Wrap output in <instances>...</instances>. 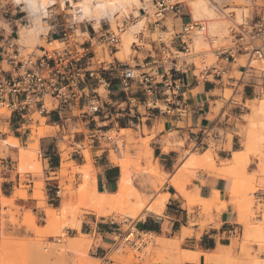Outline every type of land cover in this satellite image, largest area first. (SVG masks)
I'll return each instance as SVG.
<instances>
[{
	"label": "rangeland",
	"instance_id": "1",
	"mask_svg": "<svg viewBox=\"0 0 264 264\" xmlns=\"http://www.w3.org/2000/svg\"><path fill=\"white\" fill-rule=\"evenodd\" d=\"M12 1L13 0H2L4 4H7L8 8L13 10L14 6H18V5L15 4L14 2L12 3ZM146 1L142 0L140 6H135V5L130 6L129 4L128 5L129 8L127 7L128 9H123V8H120V10L117 9V12L115 13L116 16H114L116 17L115 20L114 18L110 19V17H106V15L104 16L102 22L104 28L110 27V30H116L117 25L122 23L123 21H125L127 24L125 33L121 34V43L118 45V51L121 50L122 43L125 39L124 36L127 34L126 32L130 29L132 24L133 23L135 24L139 22V20L144 18V25L140 27L137 30V32H135L131 36V46H130L131 51L129 53L120 56L121 57L120 58L116 56V53L113 54V52L115 51H111V49H109L106 45H101L97 48V55L100 60L113 61L114 57H116L123 62H129L132 65H136L137 62L134 60V58L139 57L140 63H142V60L146 57V55L138 51L136 47H134L132 42L137 38H143L141 40H138V43L142 45L141 47L151 48L149 41H156L158 34L160 33L161 30L160 26H156V24L153 23L151 19L147 18L144 15V12H140L141 7H150L152 5L153 0L151 2L148 1L146 2ZM184 1L186 4L184 7V11L187 14L192 13L195 19L199 18L206 20L209 27L208 34L207 35L202 34L204 40L206 41V44L201 45L199 46L198 49H196L195 41L198 35L194 36L192 40L189 41L190 51L188 52V55H194L190 58V61L194 62L198 66V70L201 68V64L203 63V61H206V63L208 64H212L217 61V57L213 52L216 48L235 45L236 43L239 42V41H235L236 39L235 36L241 32L235 31L237 30V27L234 25V21L237 23H242L244 21H252L264 9V0H206L209 10H211L212 13V15L211 14L208 15L205 12L203 13L201 12L202 14H198L194 10L192 4L194 0L193 1L184 0ZM67 3L68 4L65 9L60 8L61 7L60 5H55L51 11V14H56L59 17H62L65 20L67 26L71 24H75L76 26L75 28L77 30H74V32L72 33L71 41L72 42L78 41L81 43L85 39L89 38L88 35L84 37L81 34V26H84V24L91 26L92 23L90 24V22H88L87 20L81 21L78 20L79 18L76 19L75 16L73 15L72 6L70 5V2ZM20 6L22 10L25 12L20 13L18 15L19 16L25 15V17L24 20L21 22L24 24L23 26H21L20 22H18L19 28L21 29L22 27L35 25L36 21L33 20L34 17L30 15L28 12H26L25 8H23L24 5H20ZM235 9L238 10L239 13H241V10L242 12H244L245 17L243 20H241L240 16L237 15L238 12ZM18 11H20V9ZM45 18L46 17H43L41 21V24L44 22L42 24L43 26L40 28V31H42L41 38H36L37 40L36 39L35 41L33 40L34 42L31 41L29 45H25L23 41L18 40L22 49L25 52H31L33 50H36L37 47H39L40 45L48 46L47 33L50 29V25ZM28 19H30L31 22H29ZM4 23L5 20L1 18V14H0V24L3 25ZM177 24L178 22L177 20H174L172 14L168 15V17L163 22V24H161V25H165L169 30L166 32L165 31L166 27H164L163 28L164 32H162V35L166 39L168 45H171V38L175 35V33L179 31V24L178 25ZM213 25H215L217 29L215 26L213 28ZM5 26L8 28V25ZM231 27L234 28L233 30L234 32L231 30ZM212 29L214 30V32ZM97 30L100 33L102 29L100 28ZM140 30H141V34L139 33ZM42 34H44V37H42ZM16 37H18L17 34ZM178 48L179 46L177 45L176 49ZM203 52L205 53L200 54ZM235 57L238 67H236L235 65V68H233L232 64L229 65V67L227 68V73L224 74L225 81L218 82L219 85L222 87L220 90L216 91V94H218V99L212 102V111L215 116H218L224 110H225V114L231 113L232 111H234L235 114L237 113L239 114V116L236 117L237 124L235 129L223 130V129L213 128L211 130V135L218 132L220 134V138L219 139L217 138L215 140L211 139L209 145L206 144L200 145L195 141L187 143L186 138L182 139L177 135L176 132H174L176 139L179 140L180 142H183L184 145L180 146L179 149L177 150V152L179 153V157L175 161V165L174 167H172L173 169L165 170L166 171L165 179L164 177L163 178L159 177V179L162 180V181L159 180L161 181V183L158 182L157 178H153V181L155 182H151L149 175L147 177L146 174L147 177L146 178L145 174L143 173L144 171L143 169H146V167H149L150 165L155 163V161L151 158L153 151L150 148V142L157 136V134L163 128L158 121L155 122L151 130L149 129L148 125L144 123L143 125L137 124L132 128H130V130L118 131L116 129H113L107 133L108 136L112 137L111 139L112 145L110 142H103V146L108 147L111 153H115L119 159L126 161L130 165L132 176L138 187L137 190L140 193L141 199L145 203H151L152 201L155 200L154 198H156V195L166 191L168 189L167 185H172L171 184L172 182L170 180L172 179L173 175H178L179 178L177 179V177L174 176L176 177L175 179L178 182H182L184 185H187V192L189 191L188 194L191 197V199L195 198L196 191L199 192L197 183H200L202 181L201 179L205 174L214 173L222 178L231 179L232 185H231V189H229V193L231 194V202L233 201V197L236 196L238 193H240L241 190H244V192H243V196L239 201V204L233 202L237 214V223L240 226V228L238 229L237 234L235 236H232V241L230 243L231 245H229L231 246L229 247L230 248L229 256L231 257L232 260L230 261V263L227 262V264H233L232 263L234 262L233 260H235L236 264H244V263L252 264L255 263L256 260L257 261L259 260V262L260 260L264 261V246L259 244L258 238H256L254 235H251L252 237L251 236L246 237L245 225L243 224L244 223L243 220L245 218L246 219L249 218L248 220L252 222L254 225H256L259 224L261 222V219L264 218V199L257 198L254 194L257 191H264V139L258 140L254 144L255 147L251 148L252 151L249 150L248 152V150H245L249 154V164L247 166V169L239 177H234L235 175L232 173V167H231L232 159L235 156L232 147H233V138L235 136H236L235 147L237 149L244 148V146L246 145L247 138L245 137V131L246 134H248L247 131H249L250 129L249 128L250 126L248 127L249 125L248 120L250 119V117L248 116L251 112V108H253L255 105L258 104L259 97L264 95V93H262L264 91V87H263L264 81L261 78V70L263 69V64L261 63V61L255 60L253 62L255 69L248 70L244 80L239 85V90L242 92L243 90L245 91H244V95L243 96L240 95L238 96V98L240 101L242 98H244L246 100V105H247V108L241 110L239 108H236L233 104H229L227 99L233 92V87L231 86L232 80L235 79L236 80L235 84H237L240 77L242 76L240 66L247 64L249 55L246 54L239 55L238 53H236ZM249 80H251V82H249ZM256 83L260 84V86L256 87L255 89L256 92L254 93L252 92V88L248 87V85L249 84L256 85ZM99 92L101 94H104L105 93L104 87H101ZM143 112H144V108H143ZM36 119H39L40 122L36 121L31 125V133L29 135L25 134L24 138H19L20 146L18 147V149H16L17 151H15L14 149L10 150L8 146L4 144V141L1 143V148H0L1 151H5L6 155H11L13 157L14 162H16L15 174L20 175L21 177V182L19 187L15 186L12 195L9 197L5 195V188H4L5 179L4 178L1 179L3 182L1 192L7 198V202L1 205V213H0V221H1L0 225H2V234H3L2 238L3 241L7 240L3 244L4 247L5 246L7 247L8 243L10 247V245L15 244V242H16L15 247H17L18 245H19L18 247H20V245L23 246V242L26 243L27 240L28 243L29 242L31 243V241H33L35 238V231L27 230V224L25 223L27 220L31 221V219L33 218H36L37 225L40 226L43 230H45L44 235L40 237L42 238L41 241V243H43L42 245L45 246V248L43 246L44 250H46V248L49 247V244L50 246L52 244L53 246L57 244L58 245L62 244L65 238L79 235L73 229L65 227L68 223L71 222L74 214L79 215L80 218H83L82 228L84 232L88 234H94L96 235V237H98L99 240H101L102 236L100 234H98L95 231L94 232L91 231L92 230L91 224L85 223V221L87 220L91 221L90 216L94 215L98 218L106 219L108 221L106 223H109L110 226L114 228L113 230L114 233H112L109 236V238H107L110 244L106 245L107 247L106 251H100L99 249L103 243L102 240L101 244L99 241L100 245H94L89 249L90 256H94L101 259V261L105 264L106 263L107 264H152V263H148L147 260L141 257L138 262L133 263L129 258L130 255H127L128 254L127 252H124L125 254L121 256L122 257L121 259L119 258L118 260L113 261V259H116L114 258L115 257L114 253L118 252L116 251L117 250L116 248L119 249V246L123 244L122 247L120 246L122 250L119 249L123 251V248L126 249L128 247L125 244L124 238L125 236H127V234H129L132 227L135 228L134 231L136 237L140 239L144 237V233L147 231H143L141 229L140 224H138L139 221L141 220H136L133 223L129 221H123V222L117 221L114 220L113 215L100 217L95 213L94 210H91L89 208L85 200L86 197L84 195L82 197L81 186L87 183L90 186H92V183L89 181V177L93 172H95L94 159H93L94 165L92 166H89L86 160L83 164H81L79 161H75V164L71 165L68 168L67 173H62L60 171V168L58 169L52 168V166L55 165V160H53V158L56 156L55 153L58 151V148H56V150H53V148L51 147V145H54L52 141L53 139H55V136H57L60 140L59 149L61 153V158H62V154L66 153L67 154L66 162H68V164H72L73 161L72 153L74 151V148L71 147L70 144L71 142H74L73 139L77 135L85 134L86 136L85 144L83 145L81 150L84 158L87 152L91 153L92 142L85 132L86 126L84 124H80L78 127H76L75 126L76 124L71 121H68L65 126H63L62 123L51 124L49 123V121H47L46 118L39 117L38 115L36 116ZM48 124L50 126V132H48L47 135L40 137L39 139L40 149L37 145V149L35 151V153L37 154L36 155L37 161H39V163L42 165L43 171L41 173H36V168L30 164V160L26 158L24 155L25 152L33 146L32 144L34 142V141L32 142L33 133H37L39 131V128L45 125L48 126ZM243 129L244 130L246 129L244 133H242ZM6 131H7V133L5 134L6 140L8 139L10 140L11 137L16 136L13 132L12 127L6 129ZM123 132L124 134L122 135L121 133ZM168 134L169 132L165 136V139L168 137ZM119 135H121L122 137L120 138ZM242 137L244 138L243 146H242V142H243ZM176 145H178V143H176ZM209 148L213 149L217 153L218 155L217 164L219 166V169L224 171V174H220L218 172L208 171L204 169L182 167V164L185 161L186 158L185 156H187V153L191 151L197 153H203ZM223 151H230V154H227V152L223 153ZM102 153L103 151H100V154ZM46 154H51V159H49V161L45 159ZM42 182H43V188L41 189L37 187V185L38 183H42ZM57 185L60 186L59 196L55 194V190L57 189L55 186ZM41 191L44 192L43 197L37 198L39 200L34 199L33 197H35V195H37ZM22 192L27 193V197H28L27 199L25 198L22 199L21 197L20 198L17 197L14 199V201H10L16 193H22ZM66 193L69 196L68 199H65L64 197ZM29 201H35L36 202L35 206L27 207L26 204L24 205V202L27 203ZM44 202L48 206L46 205V207H44L43 206ZM63 204L69 206L68 216L66 217L67 218L66 221L60 223V225L55 227L50 226L48 222L45 220L47 214L46 211H48L45 209H48L49 207L57 209L60 208ZM185 205L188 208L189 213L191 215L189 226L186 228L187 230L186 237L192 236L193 234H197L199 236L204 231L205 228L216 222L214 210L217 209L216 206L218 205L212 207L208 202L196 203L191 206H188L187 204ZM208 205L210 207H208ZM239 205L240 206L246 205L245 208L247 211L245 213V216L241 215V213L238 212V208L240 207ZM206 206L210 208L209 209L210 211L206 209L207 208ZM196 215L198 216L196 217ZM240 215L244 217L243 220H241L242 218H240L241 217ZM112 220L115 221L114 224L111 223ZM196 225L200 227L198 230L195 229ZM94 228L95 225H93V229ZM243 235L245 237H243ZM161 236L166 237L165 235H161ZM173 238L174 240H178L177 236H174L171 239ZM17 241H19V243H17ZM21 241L22 243H20ZM183 243L184 242L182 241L179 252L176 251L177 253L173 252V254H171V257L174 259L175 262L174 264H188L189 262L186 263L187 261H184L182 256L187 252H191V253L195 252V251L183 249L182 248ZM12 245L10 248L13 250L14 247ZM26 245H24L23 247L24 249L21 248L14 249V251L16 250L19 252L12 255L10 263L8 262L9 264H28L30 254L27 253L28 251L26 252L27 250L25 249L27 248L25 247ZM9 247L7 249L6 248L4 249L7 253L9 252L7 251ZM132 247L137 248L136 250L139 252V254L144 253L143 247H138L137 245H135V243L132 244ZM112 252H114L113 253L114 255L112 254ZM243 253L244 256L242 257ZM27 254H29V257L27 258L26 261ZM77 262L78 261L74 260L69 264H77ZM30 263L32 264L31 261ZM204 264H205V260H204Z\"/></svg>",
	"mask_w": 264,
	"mask_h": 264
},
{
	"label": "built area",
	"instance_id": "2",
	"mask_svg": "<svg viewBox=\"0 0 264 264\" xmlns=\"http://www.w3.org/2000/svg\"><path fill=\"white\" fill-rule=\"evenodd\" d=\"M185 5L184 0H153L150 7L140 8V12H144L156 26H160L156 40L160 44V56L146 57L142 63L136 65L116 57L113 61L100 60L97 55V48L101 45H106L111 51L118 50L121 34L126 31L125 21L118 24L116 30H110L109 27L104 31L102 27L99 33L94 28L90 45H86L85 40L81 43L72 42L71 37L74 30H77L76 26L65 25L55 30L51 38L47 37L48 46L40 45L31 52L22 49L17 37L0 35V148L1 143L6 140V129L12 127L13 132L18 133L22 130L30 131L33 123L40 122L36 119L37 115L49 121L50 116L57 114L63 126L68 121L74 122L76 127L96 122L97 115L103 109L101 95L88 92L85 86L90 81L102 83L104 88L109 86L110 82L104 75V72L109 70L120 71L122 90L129 95L130 103L135 102V89L144 93L142 105L146 111L144 116L147 118L138 121V125L146 124L148 117H154L155 114L170 115L183 121L191 115L188 97L182 91L186 75H193L199 82L225 81L227 68L230 64H236L235 54H246L249 55L248 62L240 66L242 76L237 84L235 79L232 80L233 92L227 101L241 110L247 108L246 100L242 98L240 101L238 98L243 96L245 91H240L239 85L248 70L255 69V60L263 64L261 78L264 81V9L252 21H234L237 27L235 31L241 32L235 36V41L239 42L216 48L213 52L217 61L212 64L203 61L198 70V66L190 61L194 55H188L189 41L196 35H207L209 27L206 20L195 19L192 13L187 14L184 11ZM0 9H3L7 16L24 12L20 6L13 10L8 8L2 0ZM170 14L179 22V31L171 38V45H168L162 35L166 26L161 24ZM45 19L48 20L49 17ZM28 21L31 22L30 19ZM166 29L169 31L167 27ZM231 30L234 28L231 27ZM81 34L84 36V32ZM141 39L143 38L134 40V47L142 46L138 43ZM259 86L257 83L248 85L254 93ZM129 112L131 114L132 110ZM102 128L98 126L97 132L90 138L104 141L112 139L107 135L108 131L103 132ZM211 130H205L197 143L209 145L211 139L215 140L220 136L218 132L211 135ZM13 161L11 155H6L5 151L0 149L1 190V179L9 172ZM55 194L59 196L60 187H57ZM254 194L257 198L264 199V191Z\"/></svg>",
	"mask_w": 264,
	"mask_h": 264
},
{
	"label": "bare ground",
	"instance_id": "3",
	"mask_svg": "<svg viewBox=\"0 0 264 264\" xmlns=\"http://www.w3.org/2000/svg\"><path fill=\"white\" fill-rule=\"evenodd\" d=\"M147 1L151 2L152 0H147ZM13 2L17 4L18 6L24 5L23 8H25L26 12L32 15L34 17L33 20L36 21L35 25L28 26V27H22L20 29L21 37L18 40L23 41L25 45H29L30 42L31 41L34 42L36 38H41L42 31H40V28L43 26L42 24L44 23L43 22L41 24V21L43 17L50 16L51 11L55 5H60L61 6L60 8L65 9L68 4L67 2H70V5L72 6L73 15L75 16L76 19L79 18L78 20H81V21L87 20L88 22L92 23V25L96 29H100L102 27V22H103L105 15L106 17H110V19L114 18L115 20L116 17L114 16H116L115 13L117 12V9L118 10H120V8L128 9L129 4L130 6L131 5L140 6L142 3V0H13L12 3ZM192 4H193L194 10L198 14H202L203 12H205L208 15L210 14L212 15L211 10H209L206 0H194ZM15 7L16 6H14V8ZM125 11H128V10H125ZM236 11L238 12L237 15L240 16V19L243 20L245 17L244 12H242V10H241V13H239L238 10ZM143 25H144V18L139 20V22L132 24L130 29L126 32L127 33L126 35L128 36L126 35L124 36L125 39L122 43L121 50L116 53V56L120 57L131 51V47H130L131 46V36L135 32H137V30ZM214 26L215 25H213V28ZM195 42H196L195 44L196 49H198L199 46L206 44V41L204 40L202 34L198 35ZM262 93H264V91ZM258 101H259L258 104L255 105L253 108H251V112L248 116L250 117V119L248 120L249 121L248 127L250 126L249 127L250 129L248 128L249 131H247L248 134H246V131H245L246 129L245 130L243 129V132H242L244 133L245 131V137L247 138L246 145L244 146L243 149L234 151L235 156L232 159V166H231L232 173L235 175L234 177L241 176V174L247 169V166L249 164V154H248L249 150L252 151L251 148L255 147L254 144L258 140L264 139V95L260 96ZM125 130H130V129H125ZM121 134L123 135L124 132ZM45 135H47L46 125L39 128V131L37 133H33L32 140L35 143L30 149H28L25 152V155H24L26 158L30 160V164L36 168V173H41L43 171L42 165L39 163V161H37V158H36L37 154L35 153V151L37 149V145L39 143L40 137L45 136ZM119 137L121 138L122 136L119 135ZM175 142L177 141L175 140ZM4 144L12 145L15 147L20 146L19 139L16 137H11L10 140L9 139L4 140ZM168 149H169V144H167L164 147V150H168ZM245 150H248V152ZM217 156H218L217 153L213 149H210V148L207 149L203 153H197V152L191 151L187 153V156H185L186 158L182 164V167L183 168L184 167L194 168V169L198 168V169H204V170L214 171L220 174H224V171L220 170L217 164L218 162ZM85 158H86L87 164H89V166H92L93 158L90 152L86 153ZM111 162L120 166L121 168V175L118 181L117 189L113 192L99 191L96 186V182H97L96 172H93L89 177V181L92 183V186H90L88 183L83 184L81 186L82 197L83 195L86 197L85 200L89 208L91 210H94L95 213L100 217H106V216L113 215L114 220L122 221V222L129 221L131 223H133L136 220L145 219L148 215H162L171 197L170 193L167 191L161 192L158 195H156V198H154L155 200L153 199L154 201H152L151 203H145L141 199L140 193L137 190L138 187L132 176L130 165L126 161L119 159L115 153H111ZM74 164H75L74 162L72 164H67L63 162L61 164V172L67 173L68 168ZM143 170H144L143 173L145 174V177H146V174H147V177L149 175L151 182H155L153 181V178H157L158 182L160 183L162 180L159 179V177L160 178L164 177L165 179L166 172H164L161 169L157 161ZM174 176H176L177 179L179 178L178 175H173L172 179L170 180L172 182L171 184L177 189L179 194L184 197V199L187 201L186 204L188 206L194 205L196 203H205V202L207 203L208 202L210 203L212 207H214L220 203L221 200H220L219 192H214L210 198L206 199V198H201L198 195V191H196L195 198L191 199V197L188 194L189 191L187 192V185H184L182 182H178L175 179L176 177ZM37 187L42 189L43 182L38 183ZM243 192L244 190H241L240 193L234 196L233 201L231 203L233 204L234 202V203L239 204V201L241 197L243 196ZM43 193L44 192L41 191L37 195H35V197L33 198L37 199V198L43 197ZM17 197L19 198L21 197L22 199L28 198L27 193L22 192V193H16L10 201H14V199ZM64 197L65 199H68L69 196L66 193ZM5 202H7V198L1 192V189H0V213H1V205L5 204ZM46 205L47 204L44 202L43 206L46 207ZM68 207L69 206H67L66 204H63L60 208H57V209H54L51 207H49L48 209H45V210H48L46 211L47 214H46L45 220L52 227L60 225V223H63L67 219L66 217L68 216ZM208 207L210 206L208 205ZM208 207L206 209L209 210L210 208ZM245 207L246 205L245 206L243 205L238 208V212L241 213V215L243 216H245V213L247 211ZM240 218H242L241 220H243L244 217L241 216ZM248 219L245 218L243 220L244 222L243 224L245 225L246 237L248 236L250 237L251 235H254L256 238H258L259 244L264 246V218L261 219V222L256 225H254ZM27 221L25 224H27V227L35 231V238L33 241L29 239L31 243L30 242L28 243V240L26 243L23 242V246L20 245V247H18L19 245L18 246L16 245L17 247H15L16 242L13 245L11 244L14 247V248L12 247L13 250L10 248L11 245L9 247V243L7 244L8 245L7 247L6 246L4 247L3 244L7 240L3 241L2 225H0V264H9L12 255L19 252L16 250L15 252L14 249L16 248L24 249L23 247L26 244H28L25 246L27 247L25 248L27 249L26 252L28 251L27 253L30 254V257H29V254H27L26 261H27V258L29 257V260L32 262V264H69L70 262L74 260L78 261L77 264L79 263L80 264H105L101 261V259L89 255V249L94 245H99V240L95 237L94 234L83 233L82 231L83 218H80L79 215L74 214L71 222L65 226L66 228L73 229L79 235L75 237L66 236L67 238H65L62 244H59V245L57 244L55 246H53V244L50 246L49 244V247L47 246L48 248H46V250H44L45 246L42 245L43 244L41 243L42 238H40L44 235L45 230H43L40 226L37 225L36 218L31 219V221H28V222ZM186 228L187 227L182 228L180 237L178 238V240H174V238L171 239L168 237L157 235L154 232H145L144 237L140 239L136 237L135 231H134L135 228L132 227L129 234H127V236H125L124 238L125 244L128 247L126 249L123 248V251H121L122 250L121 247L123 244L120 245L121 247L119 246V249L121 250L116 248L117 250L116 249L115 250L118 252L117 253H114L115 251L112 252V254L113 253L115 254L114 258H116V259H113V261L118 260L119 258L121 259L122 258L121 256L125 254L124 252H127L128 253L127 255L131 256V257L129 256V258L131 259V262L133 263L138 262L141 257L147 260L148 263L174 264L175 262H174V259L171 257V254H173V252L175 253L176 251L179 252L180 245L182 241H184L186 238V233H187ZM243 237L245 236L243 235ZM17 243H19V241H17ZM20 243H22V241ZM133 243H135V245H137L138 247H143L144 253L139 254V252L136 250L137 248L132 247ZM8 247L9 249L7 251L9 252L7 253L4 249L5 248L7 249ZM10 249L12 251V254H11ZM229 249H230L229 246L219 245L218 248L212 250V252L210 251L209 252L200 251L199 253L198 252L197 253L187 252L186 254L182 256V258L184 261L197 263V264L200 263L201 257H204L205 264H219V263L227 264V262L230 263V261L232 260L231 257L229 256V253H230ZM243 256H244V253L242 257ZM148 257H151V258H148ZM29 260H28V264L30 263ZM233 261L234 262L232 263L234 264L235 260ZM261 261L263 260H260V262L259 260L258 261L256 260V262L252 264H264V261L263 262Z\"/></svg>",
	"mask_w": 264,
	"mask_h": 264
},
{
	"label": "crops",
	"instance_id": "4",
	"mask_svg": "<svg viewBox=\"0 0 264 264\" xmlns=\"http://www.w3.org/2000/svg\"><path fill=\"white\" fill-rule=\"evenodd\" d=\"M0 14L1 18L5 20V23L3 25L0 24V35L3 34L6 37L10 38L16 37L17 34V38L20 39L21 33L18 22H20V25L23 26L24 24L21 22L22 20H24L25 15L7 16L5 15V13H3V9H0ZM47 22L50 25V29L47 33L48 39L55 34V30L65 27L66 25L65 20L56 14H51ZM5 25H8V28ZM106 29L107 28L103 27L104 31ZM165 31L167 32V29H165ZM82 32H84V37L88 35L89 38L85 39V43L86 45H90V40H92V38L94 37V26L84 24V26H81V33ZM42 37H44V34H42ZM149 43L151 45V48L137 47L136 49L144 53L146 57H159L160 44L156 41H149ZM117 52L118 50L113 52V54ZM134 60L137 62V64L140 63L139 57H135ZM235 65L236 67H238L237 63ZM235 65H233V68H235ZM104 75L110 82L109 86L104 88V94H101L99 92L101 87H103L102 83L90 81L86 83L85 86L88 92L100 94L101 101L103 103V109L97 115L96 122H91V124L86 126L85 132L89 138L93 133L97 132L98 126L103 127L101 129L103 132H109L113 129L120 131L130 129L133 126L137 125L138 121H140L141 119L147 118L146 116H144L146 111L144 109L143 112L144 107L142 105L145 99L144 93L140 91V89H135V102L130 103L128 101L129 95L124 93L122 90V85L120 81V71L109 70L105 71ZM218 82L219 81L199 82L193 75L187 74L182 85V91L185 92L188 97V107L191 110V115L183 121L175 119V117L173 116L163 114H155L154 117H148L146 124L148 125L150 130L153 128L155 122L157 121L163 127L161 131L157 134V136L150 142V148L153 151L151 158L155 162H158L159 166L164 172H166L165 170L173 169L172 167H174L175 161L179 157V153L177 152V150L180 146L184 145L183 142H180L176 139L174 132H176L180 138H186L187 143H190L192 141L198 142L202 138L203 132L209 128H218L223 130L235 129L237 124L236 117L239 116L238 113L235 114L234 111H232L231 113L225 114L224 110L218 116H215L212 111V102L218 99V94H216V91L222 88ZM130 110H132L131 114L129 112ZM49 123L61 124L62 122L57 114H53L49 118ZM48 132H50L49 124L47 126V133ZM168 132V137L165 139V136ZM30 133L31 130L26 132L22 130L19 133L14 132V134L16 135L14 137L18 139L24 138L25 134L29 135ZM235 137L233 138V152L243 149H237L235 147ZM219 138L220 136L218 137V139ZM73 140L74 142H71L70 144L71 147L74 148V151L72 153V163H75V161H79L81 164H83L86 158H84L81 150L83 145L85 144L86 136L85 134L77 135ZM90 140L92 142L91 155L92 158L95 160V165L94 162L93 165L95 168L94 170L96 172L97 189L99 191L113 192L117 189L118 181L121 175V168L120 166L111 162L110 149L108 147L103 146V142H110L112 145V141L111 139L104 141L103 139L97 138H90ZM175 140L177 142H175ZM59 141L60 140L57 136H55V139H53L52 141L54 144L51 145L53 150H56V148H58V151L55 153L56 156L53 158L57 165L52 166V168H60L61 171V164L63 162H66L67 154H62L61 158ZM34 143L35 142H33L32 144ZM176 143H178V145H176ZM243 143L244 138L242 146L244 145ZM167 144H169V149L164 150V147ZM7 146L10 150L14 149L15 151H17L16 149H18V147L12 145ZM38 147L40 149V141L38 143ZM100 151H103V153L100 154ZM226 152L227 154H230V151H223V153ZM45 159L49 161V159H51V154H46ZM66 163L68 164V162ZM15 169L16 162L13 161L12 167L10 168L9 172H7L3 177L5 179L4 188L5 195L7 197L12 195L15 186L19 187L21 182V177L20 175L15 174ZM231 185V179L222 178L214 173L205 174L202 178V181L200 183H197V187L199 190L198 195L201 198L208 199L213 195L214 192H219L221 203L216 206L217 209L214 210L216 222L205 228L199 236L197 234H193L192 236L186 237L183 241V249L195 252H208L218 248L219 245H231L230 243L232 241V236H235L237 234V229L240 228L237 223V214L235 211V206L231 203V194L229 193ZM55 187L57 188L60 186L57 185ZM167 188L168 189L166 191L170 193L171 197L166 205L164 213L162 215H148L145 219L139 221L138 224H140L141 229L143 231L154 232L157 235H165L168 238H172L174 236H177V238H179L182 232V228L189 226L191 215L185 205L186 200L182 195L179 194L177 189L173 185H167ZM25 204L27 205V207H33L35 206L36 202H24V205ZM197 216L198 215H196V217ZM90 219L91 221L87 220L85 221V223L91 224L92 232L95 231L102 236V239L99 240L98 237H96L95 235V237L100 241V244L103 240V243L99 248L100 251H106V245L110 244L107 238H109V236L114 233V228L110 226L109 223H106L108 222L106 219L98 218L94 215H91ZM111 223L114 224L115 221L112 220ZM93 225H95L94 229ZM199 228L200 227L198 225L195 226L196 230H198ZM27 230L34 231L29 227H27ZM83 233L87 234L84 231ZM188 264L197 263L189 262ZM200 264H204V257H201Z\"/></svg>",
	"mask_w": 264,
	"mask_h": 264
},
{
	"label": "trees",
	"instance_id": "5",
	"mask_svg": "<svg viewBox=\"0 0 264 264\" xmlns=\"http://www.w3.org/2000/svg\"><path fill=\"white\" fill-rule=\"evenodd\" d=\"M57 165V163L55 162V165L54 166H56Z\"/></svg>",
	"mask_w": 264,
	"mask_h": 264
}]
</instances>
